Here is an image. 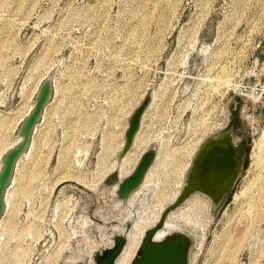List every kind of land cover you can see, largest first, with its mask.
Listing matches in <instances>:
<instances>
[{
  "label": "rangeland",
  "instance_id": "1",
  "mask_svg": "<svg viewBox=\"0 0 264 264\" xmlns=\"http://www.w3.org/2000/svg\"><path fill=\"white\" fill-rule=\"evenodd\" d=\"M47 78L53 95L7 187L0 264H75L103 248L98 226L127 211L108 178L145 100L127 174L157 158L137 218L170 203L237 109L235 181L216 208L198 193L173 219L194 238L189 264H264V0H0V153Z\"/></svg>",
  "mask_w": 264,
  "mask_h": 264
},
{
  "label": "water",
  "instance_id": "2",
  "mask_svg": "<svg viewBox=\"0 0 264 264\" xmlns=\"http://www.w3.org/2000/svg\"><path fill=\"white\" fill-rule=\"evenodd\" d=\"M52 95L53 82L47 78L41 86L33 111L21 127L22 140L5 156L4 166L0 172V217L5 205L4 194L13 175L16 161L29 146L33 130ZM147 106L148 101L145 100L133 113L121 155L130 149ZM238 145L239 141L229 135H215L211 140L203 143L193 161L183 190L176 200L164 209L157 224L148 229L132 264H188L192 238L187 233L173 231L161 239H157L155 233L164 226L170 211L181 205L191 194L201 192L219 200L228 192L242 164V150L238 148ZM154 157L155 151L152 149L143 154L133 173L120 182V198L126 201L141 184ZM118 181L119 174L114 171L109 176L108 183L113 184ZM125 242L126 237L123 233L115 235L111 245L103 247L95 253L94 264H115ZM76 264L87 263L78 262Z\"/></svg>",
  "mask_w": 264,
  "mask_h": 264
},
{
  "label": "bare ground",
  "instance_id": "3",
  "mask_svg": "<svg viewBox=\"0 0 264 264\" xmlns=\"http://www.w3.org/2000/svg\"><path fill=\"white\" fill-rule=\"evenodd\" d=\"M223 82V81H222ZM221 82V83H222ZM226 82V81H225ZM229 82V81H228ZM226 85V83H225ZM36 104V102H35ZM35 104L32 106L31 110L29 111V114H31V112L33 111L34 107H35ZM45 108V107H44ZM148 108V107H147ZM147 108L145 109L143 115H145V112L147 111ZM45 110V109H43ZM43 113V112H42ZM42 115V114H41ZM143 115H142V118L143 119ZM25 122V121H24ZM141 123V122H140ZM129 125H130V122H129ZM37 126V124H36ZM35 126V128H36ZM34 128V129H35ZM129 128V127H128ZM128 130V129H127ZM138 131L139 129L137 130L136 134H135V137H134V140H133V143L130 147V149L125 153L124 157H122L121 161L118 163V165L114 168L118 174H119V181L116 182V183H113V187L115 188V190L118 192L119 194V188H120V182L125 178L127 177L126 175H128L127 173H130L132 171V168L131 169H128L126 170V162H127V158L129 157V153L133 147V145L135 144V140L137 138V134H138ZM127 133V131H126ZM263 134H264V131H263ZM262 134V135H263ZM21 136H19V140H18V143L21 141ZM264 140V139H263ZM124 142V141H123ZM17 143V144H18ZM125 143H126V138H125ZM124 143V144H125ZM16 144V145H17ZM15 146H12L11 148H9L7 150L6 153H0V159L2 160V163H0V172L2 171L3 169V166H4V159H5V156L6 154L9 152V150H11L12 148L16 147ZM259 152L257 153V164L259 166H262L264 168V154H263V146H262V143L259 144ZM196 150V149H195ZM198 150L200 149H197L195 152L197 153ZM263 151V152H262ZM193 153V152H192ZM198 154V153H197ZM157 155V154H156ZM193 157V156H192ZM195 157H196V154H195ZM195 157H193V159H191L189 165L187 164V168L189 169H186L188 170L187 173H185L186 170H184V175H185V180L182 182V186L180 185V188L178 190V193H176L173 198L171 199L170 203H162L160 208L157 209V211L155 212V214L151 215V214H146L144 217L142 218H137V215H136V212H135V202L133 203V199L135 197V195L147 184L148 182V178H149V174H150V171H151V167H153V162L151 163L150 167L148 168L146 174H145V177L143 179V181L141 182V184L130 194V196L128 197V199L126 201H124L122 198L118 197V204L121 205L123 204L122 202H124L126 204V213L124 215V218L121 222L119 223H115L112 225L111 229L110 230H107V231H103V228H101V226H98V230H97V238L99 239V242H100V245L102 247H106V246H109L113 243L114 241V237L115 235L117 234H121L123 233L126 237V242H125V245L124 247L122 248V251L121 253L119 254L115 264H132L134 258L137 256L138 254V251H139V248L141 246V243H142V240L146 234V232L148 231V229H150L151 227H153L155 224H157V222L160 220L161 216H162V213L164 211V209L167 207V205L171 204L172 202L175 201V199L179 196V194L181 193V191L183 190L185 184L187 183V179L190 175V171H191V167H192V164H193V161L195 159ZM157 158L154 157V159ZM19 159V158H18ZM17 159V161H18ZM16 161V163H17ZM154 161V160H153ZM140 162V161H139ZM16 165L15 164V167H14V171H13V175H14V172H15V169H16ZM190 166V167H189ZM113 169V170H114ZM134 171V170H133ZM133 173V172H132ZM131 173V174H132ZM13 175L11 177V180L9 182V184L12 183L13 181ZM129 176V175H128ZM9 186V185H8ZM7 186V187H8ZM249 191V188H246L245 190H243L242 194L240 195H237V199H239L240 197H244L247 195ZM7 188H6V191H5V194H4V201H5V205H4V210H3V213L2 215L5 213V210L7 208V204H9V197L7 195ZM198 193H201V192H195L193 194H191L181 205H179L177 208L173 209L170 211V213L168 214L167 216V219L165 221V224L163 227L159 228L157 230V232L155 233V237L157 239H161L163 238L165 235H167L168 233H171L173 231H182V232H185L187 233L191 238H192V244H193V241H194V238L192 237V235L185 231L184 228H182V225L180 223H178V221L174 220L173 219V214L176 212L177 209H179L184 203H186L187 201H191V199H193V197H195ZM209 196V195H208ZM211 197V201L213 202V206L212 208H216V203L218 201V199L216 197H213V196H209ZM137 205V204H136ZM115 207V206H114ZM116 208V207H115ZM1 215V216H2ZM151 215V216H150ZM1 218V217H0ZM131 222L132 223V228L131 226H129V224L127 222ZM130 223V224H131ZM89 254V253H88ZM190 254V253H189ZM94 257H95V254H94V251L93 253H90L88 255V257L85 259V260H81L79 262H85L87 264H94L95 260H94ZM76 258V257H75ZM78 258V257H77ZM66 260V259H65ZM74 260V259H73ZM79 260V259H78ZM77 262V261H76ZM78 263V262H77ZM62 264H71L70 262H62ZM73 264V263H72ZM76 264V263H75ZM189 264V262H188Z\"/></svg>",
  "mask_w": 264,
  "mask_h": 264
},
{
  "label": "flooded vegetation",
  "instance_id": "4",
  "mask_svg": "<svg viewBox=\"0 0 264 264\" xmlns=\"http://www.w3.org/2000/svg\"><path fill=\"white\" fill-rule=\"evenodd\" d=\"M240 120H241V117L238 114L237 109H234V112H231L229 117H228L225 130L223 132H220L219 134H216V135L224 136V135L227 134L229 136H233L232 134L235 131V126H236V124H238V122ZM214 136H210L207 141L211 140ZM240 147H242V143L241 142L238 145L239 149H240ZM210 199H211V197H210ZM221 202H222V198L217 201L216 206H218Z\"/></svg>",
  "mask_w": 264,
  "mask_h": 264
},
{
  "label": "built area",
  "instance_id": "5",
  "mask_svg": "<svg viewBox=\"0 0 264 264\" xmlns=\"http://www.w3.org/2000/svg\"><path fill=\"white\" fill-rule=\"evenodd\" d=\"M95 244V243H94ZM93 244V245H94ZM94 252L96 253L97 252V247L95 246V248H93Z\"/></svg>",
  "mask_w": 264,
  "mask_h": 264
}]
</instances>
